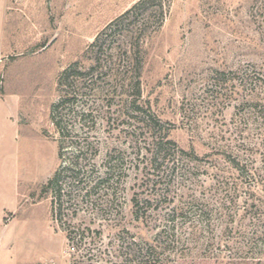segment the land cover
Instances as JSON below:
<instances>
[{
	"label": "rangeland",
	"instance_id": "obj_1",
	"mask_svg": "<svg viewBox=\"0 0 264 264\" xmlns=\"http://www.w3.org/2000/svg\"><path fill=\"white\" fill-rule=\"evenodd\" d=\"M137 1L0 0V264H264V0H171L141 97L80 80L70 134L51 120L61 73ZM135 98L187 154L151 169Z\"/></svg>",
	"mask_w": 264,
	"mask_h": 264
},
{
	"label": "trees",
	"instance_id": "obj_2",
	"mask_svg": "<svg viewBox=\"0 0 264 264\" xmlns=\"http://www.w3.org/2000/svg\"><path fill=\"white\" fill-rule=\"evenodd\" d=\"M170 10L171 0H138L130 9L126 10L99 32L94 41L86 48L83 58L91 62L89 69H82L79 62H74L61 73L58 78L60 99L52 108L51 120L62 136L66 137V133L70 134L72 129L69 128L64 116H70L71 113L74 114V110L80 105L79 100L83 96L79 92L83 88H78L80 80L90 82L89 86H85L86 89L91 87V91L100 94V91L106 89V87L101 85L102 81L106 80L104 78L109 79V76H111V82H114V84L107 91L117 93L118 89L125 88L128 96L131 91H134L135 95L138 96L137 98L141 97V77L146 53L144 45L149 37L161 31L170 14ZM106 68H109L108 72H104ZM118 80L120 84L117 83ZM131 97L134 98L133 96ZM137 102L135 98L132 103V112L135 114L134 119L150 134V146L152 147L150 152L151 169L154 168V165L156 169L158 168L157 166H165L166 162H170V159L173 162L176 161L180 154H187L174 141L168 140V137L161 135V121L152 113L150 106L145 103L140 106L137 105ZM84 115H77V119L81 121ZM260 118L264 120V109L260 114ZM80 124L81 128L85 127L81 122ZM83 150L81 143H77V146H75V151L77 152L75 161L71 164V167L66 169L76 173L74 181L78 182V184L81 182L79 176L82 175L80 160H82ZM63 154L64 147L62 141H60L59 158L61 160ZM59 177V172H56L44 186L46 192L53 191L55 193L54 201L56 200L57 203L61 201L60 195L62 192V184ZM106 182H109V180L105 177L102 178L99 184ZM96 185L99 186L98 183ZM60 206L58 207L59 210H61Z\"/></svg>",
	"mask_w": 264,
	"mask_h": 264
}]
</instances>
